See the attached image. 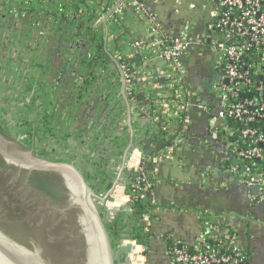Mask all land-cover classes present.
Masks as SVG:
<instances>
[{
  "label": "crops",
  "instance_id": "1",
  "mask_svg": "<svg viewBox=\"0 0 264 264\" xmlns=\"http://www.w3.org/2000/svg\"><path fill=\"white\" fill-rule=\"evenodd\" d=\"M117 1L106 0L104 5L109 3V10ZM137 1L143 2L156 15L168 34L184 33L190 40L189 48L181 57V66L184 70L183 81L193 92V98L188 99L191 105L180 112L178 106L170 102L173 84L169 80L153 78L148 82L142 79L139 68L145 58V69L149 71L163 70L165 63L163 59L149 54L147 45L151 37L141 12L131 7L123 8L119 14H113H117V22L111 21L110 15L105 18V12L100 22L104 41L112 55L109 65L113 72L110 77L105 78L109 90L98 94L101 97L98 111L86 126L88 128L95 124L98 139L91 140V134L84 144H115V147L97 151L89 149V153H97L98 166L92 164V158L81 150L80 159L87 157V163L92 165L89 171L74 164L83 175L88 174L92 184L100 188L98 192L94 191L99 197L107 194L106 200L110 198L114 201L112 195L119 189L123 202L118 206L107 208L101 200L96 201L98 207L103 206V213H114L115 217L119 211L127 212L126 214L131 212L125 196L130 177L124 168L129 146L138 141L151 149L152 153L146 157V164L155 178L152 187L155 203L147 229L151 232L149 246H146L148 264H170L171 245L192 249L199 246L205 238H217L219 229L225 227L232 232L234 243L246 253L247 264H264V191L259 198V189L253 192L241 182L238 175L229 171L228 144L223 147L222 141L219 142L218 137L211 135L209 115L196 109L194 105L196 98L210 108L217 101V67L220 57L212 43L213 35L206 32L207 23L217 11L216 0ZM134 40H144L145 49L137 51L131 47ZM204 43L208 44L210 51L216 56L213 61L214 74H210L205 84L198 85L188 76L187 66ZM73 46L74 49L79 48L80 52L85 50L80 42ZM123 55L128 56L126 60L130 70L135 71L130 96L124 90L119 70V58ZM154 98L159 99L161 107L169 102L164 132L168 133L167 136L174 134L175 138H181L184 144L160 149L159 145L164 144L163 137H155L156 132L150 128L146 115L140 111V107L154 105L151 102ZM76 122L72 126L73 130ZM212 138L220 144L209 141ZM83 139H86L85 134ZM70 142L83 144L74 137H71ZM120 144L124 146L121 145L122 152L118 154ZM71 148L68 149L69 153L75 155ZM107 152L108 155L105 154ZM102 182L110 184V187L105 188ZM117 197L119 198V194Z\"/></svg>",
  "mask_w": 264,
  "mask_h": 264
},
{
  "label": "trees",
  "instance_id": "2",
  "mask_svg": "<svg viewBox=\"0 0 264 264\" xmlns=\"http://www.w3.org/2000/svg\"><path fill=\"white\" fill-rule=\"evenodd\" d=\"M108 7L109 3L104 5L103 0H0V109H4V103L5 107H9L16 105L12 104L13 100L18 101L13 118L14 126L10 128L9 122L0 117V129L9 134L12 130L13 137L31 145L36 154L51 159L54 157L50 155L55 154L58 155V160L67 162L69 159L66 157H74L67 152L71 147V150L78 147V151L83 145L96 151L103 148L100 144L84 142L91 134V140L98 139L95 124L88 128L86 126L98 111L101 102L98 94L109 90V85L104 80L113 72L109 65L112 55L104 41L103 26L97 21L99 14H104ZM115 15H110L111 21L117 22L118 17ZM76 42H80L85 49L83 52L79 48L74 49L73 44ZM257 52L259 50L255 48L246 52L249 62H258ZM124 56L119 60L130 69L126 60L128 56ZM258 78L254 76L252 83L243 89L252 92ZM132 89L131 85L129 96L132 95ZM169 99H173V96ZM60 104L63 108H59ZM75 121L77 125L73 130ZM160 127L162 126L157 123L154 128L155 137L162 136L164 139V144L159 145L160 149L175 145L174 134L167 136L168 133ZM106 131L110 132L109 129ZM84 134L86 139H83ZM71 137L79 139L83 144H71ZM218 138L224 139L226 143L240 140L223 131L218 133ZM46 144L56 145L52 148L50 146L48 150ZM121 145L124 146H118V154L122 152ZM241 145L245 144H229L227 165L235 161L233 147ZM142 147L145 157H148L152 153L151 149L143 144ZM63 155L65 158H62ZM97 161V158H92L91 163L96 165ZM145 171L153 187L155 178L147 164ZM84 177L91 188L98 192L100 188L92 184L88 174ZM137 177H130L126 187L131 198V212L126 214L119 211L114 219L106 223L115 248L123 237L149 246L151 232L143 227L141 221L144 213L152 215L154 205L150 203L143 190V183ZM28 184L48 188L54 194L57 189L59 193L63 192L56 180L42 171H32ZM102 185L107 189L110 187V184L105 185L103 182ZM199 247L203 251L218 249L227 252V242L221 237L205 238ZM123 259V254H119L115 263L118 264Z\"/></svg>",
  "mask_w": 264,
  "mask_h": 264
},
{
  "label": "built area",
  "instance_id": "3",
  "mask_svg": "<svg viewBox=\"0 0 264 264\" xmlns=\"http://www.w3.org/2000/svg\"><path fill=\"white\" fill-rule=\"evenodd\" d=\"M217 11L212 20L206 25V32L211 33L212 43L217 52H220L218 63V80L216 82L217 101L212 108L198 98L195 99V108L209 115L210 131L213 137H218L220 131L239 137L236 142L229 144H245L234 146L235 161L228 165L231 173L238 175L241 182L247 186L257 185L261 197L264 191V0H216ZM131 7L141 12L145 18L147 31L151 37L148 51L152 56L163 59L165 68L158 71L145 69L147 59L140 64L144 81L166 79L173 84L170 102L178 106L182 112L191 104L188 99L193 98V92L184 83V70L181 66V57L189 48L191 42L186 34H168L161 26L156 15L143 2L137 0H118L114 6L107 9L106 15L119 12L123 8ZM103 14H99L100 22ZM104 17V16H103ZM97 22V23H98ZM135 50L145 49L144 40H134L131 44ZM250 48L259 50V60L256 64L248 61L246 52ZM119 70L123 87L127 95L133 84L135 71L130 70L119 60ZM258 76L252 92L243 88L252 83L253 77ZM154 105L140 107L146 115L150 128L154 130L159 123L165 130V115L169 102L161 107L158 98L151 99ZM231 120V123H228ZM173 144H184L181 138H175ZM229 156V155H228ZM248 160L249 162H245ZM259 161V162H258ZM124 168L129 177L138 176L137 180L143 183V190L147 193L152 205L155 203L153 188L149 182L142 145L135 141L127 150ZM126 190V188H125ZM113 196V195H112ZM127 201L131 202L130 195L125 193ZM113 196V200H114ZM111 200L103 202L109 207ZM150 213L142 215V225L147 230L150 224ZM217 237L227 242V252L218 249L203 251L199 246L192 249L171 245L169 248L170 264H247L246 253L234 243L232 232L229 229H219ZM130 245L129 251L125 246ZM117 249H122L124 259L118 264H147L146 247L135 239L123 237L119 239ZM117 255V256H118Z\"/></svg>",
  "mask_w": 264,
  "mask_h": 264
},
{
  "label": "rangeland",
  "instance_id": "4",
  "mask_svg": "<svg viewBox=\"0 0 264 264\" xmlns=\"http://www.w3.org/2000/svg\"><path fill=\"white\" fill-rule=\"evenodd\" d=\"M204 44L201 49H197L192 61L187 66L188 76L192 82L194 81L193 83H198V85L205 84L210 74H214L213 61L216 56L210 51L208 44ZM217 53L220 57V52ZM14 103L18 105L17 100H13L12 104ZM16 105L5 107L4 103V109H0L2 114L0 117L3 118V121L9 122L10 128L15 124L13 118ZM59 108H63V105L60 104ZM209 141L220 144V140L218 142L214 138ZM221 141L224 147L226 141L224 139ZM48 145L46 144V146ZM55 145L50 144L51 148ZM100 145L108 149L112 146L115 147V144ZM50 146L47 147L48 150H50ZM81 150L87 153V157H97L95 151L89 153L87 145H83L79 151L75 148L72 149L75 155L66 157L69 159L67 162H74L81 169L89 171L92 165L87 163V157L80 159ZM28 151H31L35 157L60 161L58 155L55 154L50 155L54 157L51 159L34 153L31 145L22 143L13 137L12 130L9 134L0 129V160L5 162L1 161L0 164V232L18 246L28 250H31L32 246L36 248L40 257L47 264H85V246L92 241L82 220L81 211L77 207V200L74 198L72 179L63 173L43 171L56 180L60 189L64 188L62 194L59 193V189L54 194L48 188L30 186L28 184L29 174L32 171L41 170H31L30 166L24 163V159L30 158L26 156ZM108 153L105 154L108 155ZM64 155L62 158H65ZM56 194L57 197H54ZM58 196L60 197L58 198ZM108 200L112 199L108 198ZM98 208L103 213V206ZM122 208L125 209V207ZM89 250L90 248H87V251ZM114 250L116 256L122 251L117 247H114Z\"/></svg>",
  "mask_w": 264,
  "mask_h": 264
},
{
  "label": "water",
  "instance_id": "5",
  "mask_svg": "<svg viewBox=\"0 0 264 264\" xmlns=\"http://www.w3.org/2000/svg\"><path fill=\"white\" fill-rule=\"evenodd\" d=\"M103 2L105 3L106 0H103ZM107 16L109 15H106L105 18ZM105 18H103V20H105ZM26 156L30 158L27 160L24 159V163L29 165L31 170L63 173L69 175L72 179L74 198L77 200V207L81 211L82 220L92 241V243H90L91 246L89 243L85 246V264H116L115 250L106 226V221L110 222L115 214L100 212L97 203V200L105 202L107 194L103 197H99L88 184L83 173L74 162L46 160L38 156L35 157L31 151H28ZM62 189L64 192L63 187ZM249 189L253 192H257L259 187L253 185L250 186ZM117 247L119 246L117 245ZM31 248V250H28L18 246L0 232V264H47L45 260L40 257L37 249L33 246ZM87 248H90V250L87 251ZM129 249L130 245H126L125 250L129 251Z\"/></svg>",
  "mask_w": 264,
  "mask_h": 264
},
{
  "label": "bare ground",
  "instance_id": "6",
  "mask_svg": "<svg viewBox=\"0 0 264 264\" xmlns=\"http://www.w3.org/2000/svg\"><path fill=\"white\" fill-rule=\"evenodd\" d=\"M117 194H119V198L117 197ZM120 195L121 194H120L119 189L114 192L113 196H114L115 199H114V201L109 202V206L110 207L118 206L119 203L123 202V199H121Z\"/></svg>",
  "mask_w": 264,
  "mask_h": 264
},
{
  "label": "flooded vegetation",
  "instance_id": "7",
  "mask_svg": "<svg viewBox=\"0 0 264 264\" xmlns=\"http://www.w3.org/2000/svg\"><path fill=\"white\" fill-rule=\"evenodd\" d=\"M147 264H148V258H147Z\"/></svg>",
  "mask_w": 264,
  "mask_h": 264
}]
</instances>
